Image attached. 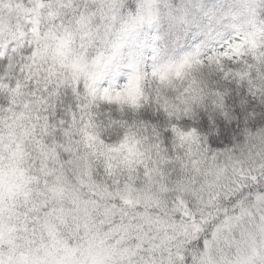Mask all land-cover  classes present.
I'll return each instance as SVG.
<instances>
[{
    "label": "clouds",
    "instance_id": "obj_1",
    "mask_svg": "<svg viewBox=\"0 0 264 264\" xmlns=\"http://www.w3.org/2000/svg\"><path fill=\"white\" fill-rule=\"evenodd\" d=\"M0 264H264V0H0Z\"/></svg>",
    "mask_w": 264,
    "mask_h": 264
}]
</instances>
